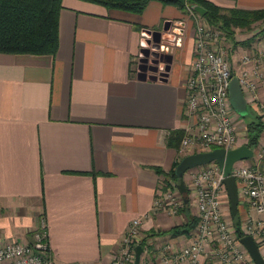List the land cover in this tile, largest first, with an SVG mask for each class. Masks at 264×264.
<instances>
[{"label": "crops", "instance_id": "0c3cea01", "mask_svg": "<svg viewBox=\"0 0 264 264\" xmlns=\"http://www.w3.org/2000/svg\"><path fill=\"white\" fill-rule=\"evenodd\" d=\"M209 1L264 8V0ZM188 13L161 0L140 13L62 0L54 55L0 53V246L31 240L44 218L56 264L109 263L130 221L148 213L163 189L165 177L155 168L168 172L184 155L167 139L193 121L184 102L193 59ZM167 20L182 30L168 78L138 79L142 32ZM249 158L242 165L252 164ZM248 208L238 200L240 221L246 211L254 215ZM189 214L196 216L194 205ZM187 221L183 211L162 210L144 220L142 236ZM188 237L164 233L146 243L155 251Z\"/></svg>", "mask_w": 264, "mask_h": 264}, {"label": "built area", "instance_id": "2783aa9c", "mask_svg": "<svg viewBox=\"0 0 264 264\" xmlns=\"http://www.w3.org/2000/svg\"><path fill=\"white\" fill-rule=\"evenodd\" d=\"M187 10L193 27V59L185 83L184 102L185 116L193 121L184 128L179 152L187 155L214 148L228 151L246 145V125L237 121L240 115L230 104L228 88L236 77L246 103L264 125V100L260 98V92H264V42L259 39L245 46L239 59L232 62L227 35L192 8ZM142 34L149 38L146 32ZM181 35V24L171 22L166 36L161 37L159 52L170 53L180 45ZM145 45L142 40L141 46ZM252 159V164L232 167L230 175L235 178L238 199L254 213L246 211L240 224L242 236H251L260 249L264 247V134L259 137ZM188 172L196 226L180 247L166 244L152 251L145 246L142 252L151 259L146 264H255L240 242L233 222L225 217V176L217 163L210 162ZM167 188L156 194L148 213L130 221L108 264H132L135 247L142 239L144 220L162 210L176 213L175 209L182 204L181 201L178 205L174 196L179 190ZM0 264H56L50 253L46 220H39L31 240L12 239L1 245Z\"/></svg>", "mask_w": 264, "mask_h": 264}, {"label": "trees", "instance_id": "16d2710c", "mask_svg": "<svg viewBox=\"0 0 264 264\" xmlns=\"http://www.w3.org/2000/svg\"><path fill=\"white\" fill-rule=\"evenodd\" d=\"M84 1L99 4L108 9L114 8L140 13L151 0ZM163 2L175 4L184 11H186L188 7L191 8L192 5L200 6L202 11H204L202 17L212 26H216L224 31L228 39L232 41L235 29L249 31L256 23L264 22V8H223L209 0H186L184 4L175 0ZM61 8L62 0H0V53L54 55L58 48V16ZM257 33H261L262 36H264V30H260L255 34L257 35ZM252 39H254V37H251L250 40L247 39L241 42L234 41V45L239 43L248 47ZM263 129L264 125L256 114L248 119L246 122V146L255 148ZM183 134V129L172 131L167 139L168 145L178 147ZM178 161L174 163L173 168L168 172H164L160 168H155L156 172L165 177L162 181L165 186L173 183V186L177 187L178 178L174 174V168ZM172 187L169 186V188ZM182 196H184V198L179 211H183L187 214L188 221L183 224L175 225L167 231H149L139 242L142 249L146 246L151 250L150 245L146 243L147 237H153L164 233H169L171 236L191 235L196 226L197 218L189 214V199H187V196L184 194H182ZM185 198L187 202H185ZM231 218L236 234L238 237H242V232L240 230L241 221L238 213L235 215L231 214Z\"/></svg>", "mask_w": 264, "mask_h": 264}, {"label": "water", "instance_id": "95a60500", "mask_svg": "<svg viewBox=\"0 0 264 264\" xmlns=\"http://www.w3.org/2000/svg\"><path fill=\"white\" fill-rule=\"evenodd\" d=\"M175 1L184 4L186 0ZM191 8L194 11L198 12L201 16H203L204 11H202V8L200 6L192 5ZM170 25L171 21L167 20L163 23L160 29L146 30V34L149 36V38H145L146 45L141 46L139 49L138 62L142 60L145 62H151L152 60L155 63L158 62V60L162 56V53L159 52V44L161 41V37L166 36V31L169 29ZM164 56H166L167 58L166 60L162 61L165 64L164 69L162 71L157 72V69L155 68L153 69V72H156L157 74H137V78L141 80L149 79L154 81H166L171 69L172 55L164 54ZM154 57H158L159 59H152ZM137 70L140 71L139 65H137ZM228 93L232 108L242 117L251 116L250 108L243 97L241 88L238 84L236 77H233L231 79L229 83ZM252 155L253 151L245 144L228 151H225L222 148H214L209 151L196 152L184 155L179 159L176 167L174 168V174L179 181L177 184V188L181 194H185L186 187L183 179L185 172L191 168L202 166L210 162H216L225 176L223 182L225 184L229 198L230 211L232 215H235L238 204V194L235 178L230 175V171L235 161L252 157ZM185 202H187L186 198ZM240 242L247 249L250 257L252 258L255 264H264V257L262 256L257 244L251 236L246 235L240 237ZM142 251L143 249L140 245H137L135 247V257L133 264H140Z\"/></svg>", "mask_w": 264, "mask_h": 264}, {"label": "rangeland", "instance_id": "374dc122", "mask_svg": "<svg viewBox=\"0 0 264 264\" xmlns=\"http://www.w3.org/2000/svg\"><path fill=\"white\" fill-rule=\"evenodd\" d=\"M188 15H189V13H188ZM189 17H190V15H189ZM260 30H264V22H261V23H256L254 26H253V28L251 29V30H249V31H245V30H240V29H235V33H234V35H233V41L232 40H227L226 39V44H228L230 47H231V49H229V54L232 56V58H231V61L232 62H236L238 59H239V56H240V54H241V50L243 49V48H246L243 44H236V45H234V41H237V42H241V41H245V40H247V39H251V37H254V39H252L251 41L252 42H254L255 40H259V39H262V41L264 42V36H262V34L261 33H257V35L255 34L256 32H258V31H260ZM223 33H224V31H223ZM225 34V33H224ZM226 35V34H225ZM259 36H261V37H259ZM227 38H228V36H227ZM250 42V41H249ZM251 42V43H252ZM240 50V51H239ZM251 114V113H250ZM250 118V116H246V117H242V116H239L237 119V121H244V124L246 125V122H247V120ZM184 156V155H183ZM182 156V157H183ZM242 162L243 161H241V160H237V161H235L234 163H233V167H237V166H240V165H242ZM248 162L249 163H252L253 162V160H252V157L251 158H249L248 159ZM187 172V171H186ZM185 172V173H186ZM185 176V175H184ZM184 179V184H185V187H186V192H185V194L184 195H186L187 196V199H189V204L190 205H194V203H192V193H191V190H190V172H188L187 173V175L185 176V178H183ZM178 182L179 181H177V184H178ZM172 183H170L168 186H165L164 184H162V186L163 187H169V186H173V184L171 185ZM172 188H175V186H173ZM167 189H169V188H167ZM180 191H178L177 192V190H176V192L174 193V196L178 199L177 201H178V205L180 204V202L183 200V198H184V196H182V194L181 193H179ZM177 193H179L178 195H177ZM223 195H225V198H226V205H227V207H228V211H230V206H229V198H228V194H227V190H226V192H224L223 193ZM222 195V196H223ZM223 199H224V197H223ZM239 201H241V199L239 198L238 199ZM182 206V204L177 208V209H175V211L176 212H178L179 211V208ZM194 208H195V205H194ZM173 214H175V213H173ZM242 222V221H241ZM143 224V223H142ZM142 230V229H141ZM170 236H171V234H169ZM177 236H179V235H177ZM142 237H145V236H142ZM138 242H140V240L138 241ZM173 245V244H172ZM173 246H176V245H173ZM177 247V246H176ZM142 254H143V252H142ZM142 254H141V258H142ZM143 259V258H142ZM140 262H141V260H140ZM134 263V262H133ZM132 263V264H133Z\"/></svg>", "mask_w": 264, "mask_h": 264}, {"label": "flooded vegetation", "instance_id": "af4514ba", "mask_svg": "<svg viewBox=\"0 0 264 264\" xmlns=\"http://www.w3.org/2000/svg\"><path fill=\"white\" fill-rule=\"evenodd\" d=\"M161 28V27H160ZM159 28V29H160ZM164 54H170V53H162V56L160 59L158 57H154L152 59H159L157 63H155L153 60L151 62H145V61H140L138 62L137 60V65H139L140 71L137 70V65H136V74L142 75V74H157L156 72H153V69H157L158 71H162L164 69V63L162 61L166 60V56ZM163 65V66H162Z\"/></svg>", "mask_w": 264, "mask_h": 264}]
</instances>
